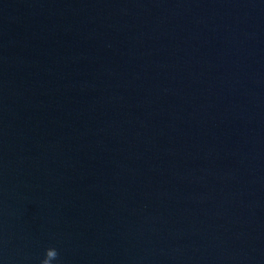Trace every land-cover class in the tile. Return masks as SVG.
Here are the masks:
<instances>
[{
    "label": "water",
    "instance_id": "95a60500",
    "mask_svg": "<svg viewBox=\"0 0 264 264\" xmlns=\"http://www.w3.org/2000/svg\"><path fill=\"white\" fill-rule=\"evenodd\" d=\"M264 264V0H0V264Z\"/></svg>",
    "mask_w": 264,
    "mask_h": 264
},
{
    "label": "clouds",
    "instance_id": "9594fccd",
    "mask_svg": "<svg viewBox=\"0 0 264 264\" xmlns=\"http://www.w3.org/2000/svg\"><path fill=\"white\" fill-rule=\"evenodd\" d=\"M58 255V251L55 248L47 249L45 258L41 261V264H52L58 258Z\"/></svg>",
    "mask_w": 264,
    "mask_h": 264
}]
</instances>
